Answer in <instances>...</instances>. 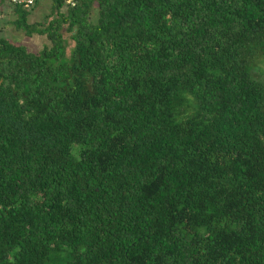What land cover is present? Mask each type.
I'll use <instances>...</instances> for the list:
<instances>
[{
  "label": "trees",
  "instance_id": "trees-1",
  "mask_svg": "<svg viewBox=\"0 0 264 264\" xmlns=\"http://www.w3.org/2000/svg\"><path fill=\"white\" fill-rule=\"evenodd\" d=\"M73 1L0 0V264H264V0Z\"/></svg>",
  "mask_w": 264,
  "mask_h": 264
},
{
  "label": "rangeland",
  "instance_id": "rangeland-1",
  "mask_svg": "<svg viewBox=\"0 0 264 264\" xmlns=\"http://www.w3.org/2000/svg\"><path fill=\"white\" fill-rule=\"evenodd\" d=\"M51 0H39L38 4L28 16L29 21H40L50 12ZM4 12L0 13V29L1 34L10 39L12 42L25 45L29 51L38 52L44 44H49L45 35L34 34L31 37L25 36L23 32L14 29L11 20L15 18V14L8 6L3 7ZM96 9L91 13V20H96ZM65 38H69L70 33L63 30ZM69 40V39H68ZM71 43V41H70Z\"/></svg>",
  "mask_w": 264,
  "mask_h": 264
},
{
  "label": "built area",
  "instance_id": "built-area-1",
  "mask_svg": "<svg viewBox=\"0 0 264 264\" xmlns=\"http://www.w3.org/2000/svg\"><path fill=\"white\" fill-rule=\"evenodd\" d=\"M11 2L19 3L22 4L24 8H29L34 4L35 0H11ZM66 3L74 5L73 0H66Z\"/></svg>",
  "mask_w": 264,
  "mask_h": 264
}]
</instances>
